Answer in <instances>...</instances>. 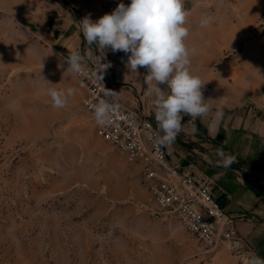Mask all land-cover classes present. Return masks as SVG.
<instances>
[{
	"label": "rangeland",
	"instance_id": "1",
	"mask_svg": "<svg viewBox=\"0 0 264 264\" xmlns=\"http://www.w3.org/2000/svg\"><path fill=\"white\" fill-rule=\"evenodd\" d=\"M121 2L131 0H0V264H251L225 245L201 252L179 219L149 215L140 164L97 136L82 109L66 57L78 51L99 65L108 57L89 49L78 23ZM184 7L190 71L207 83L239 69L264 95V0ZM51 11L60 33L49 28ZM51 89L65 92L64 107Z\"/></svg>",
	"mask_w": 264,
	"mask_h": 264
},
{
	"label": "crops",
	"instance_id": "2",
	"mask_svg": "<svg viewBox=\"0 0 264 264\" xmlns=\"http://www.w3.org/2000/svg\"><path fill=\"white\" fill-rule=\"evenodd\" d=\"M54 15L53 11L48 15L51 21L48 25L54 33H60L62 27ZM99 53L108 57L110 66L106 76L116 83V91L122 100L154 117L155 96L149 95V86L145 83L147 70H131L127 66L130 54L110 50H99ZM222 73L233 79L223 81L221 78L219 82L213 79L202 89L211 107L208 115L195 119L184 116L175 141L164 146L174 161L197 163L198 169L212 181L213 191L226 211L236 218L240 233L255 247L258 258L264 260V193L255 191L246 181V173L253 180L255 175L247 169L224 168L215 163L217 149H223L226 155L235 156V163L241 159L264 168V95L251 85L243 84L239 69ZM160 87L166 89L165 85ZM218 107L223 109V119L210 129Z\"/></svg>",
	"mask_w": 264,
	"mask_h": 264
},
{
	"label": "clouds",
	"instance_id": "3",
	"mask_svg": "<svg viewBox=\"0 0 264 264\" xmlns=\"http://www.w3.org/2000/svg\"><path fill=\"white\" fill-rule=\"evenodd\" d=\"M188 15L184 0H131L129 5L119 3L111 13L95 21L85 16L78 23L89 49L94 45L103 52L110 50L130 54L127 66L131 70H147L145 83L149 86V95L155 96L153 105L159 130L158 145H170L175 141L182 129L184 116L202 118L211 111L202 92L205 83L190 71V50L185 44L189 35L185 27ZM209 23L210 18L201 20L202 27ZM82 60L78 51H71L66 57L67 69L81 73ZM109 66L101 64L98 71ZM100 78H103L102 75ZM160 85H165L166 89ZM72 94L73 90L68 89L67 95ZM49 95L55 107L65 106L64 91L51 89ZM115 95L116 92L112 90H104V97ZM110 107V103L104 99L95 106L98 122H105ZM223 116V109L218 107L210 129L218 126ZM216 155L217 166L228 168L236 162L235 156L226 155L223 149H217ZM251 264H264V260L254 258Z\"/></svg>",
	"mask_w": 264,
	"mask_h": 264
},
{
	"label": "built area",
	"instance_id": "4",
	"mask_svg": "<svg viewBox=\"0 0 264 264\" xmlns=\"http://www.w3.org/2000/svg\"><path fill=\"white\" fill-rule=\"evenodd\" d=\"M82 65L83 71L75 73L85 92L82 109L94 124L97 136L140 164L149 192L142 207L148 214L179 219L206 254L225 245L242 263L258 258L255 247L240 233L236 218L226 211L213 191L212 181L198 169L197 163L171 159L167 148L156 143L159 130L155 118L123 101L115 90V82L103 70L98 71L101 65L95 62ZM105 89L116 95L104 97ZM101 99L111 105L104 123L98 122L95 114V106Z\"/></svg>",
	"mask_w": 264,
	"mask_h": 264
},
{
	"label": "trees",
	"instance_id": "5",
	"mask_svg": "<svg viewBox=\"0 0 264 264\" xmlns=\"http://www.w3.org/2000/svg\"><path fill=\"white\" fill-rule=\"evenodd\" d=\"M231 166L242 169H251L253 171L251 175H255L254 172H257L258 170V172L264 174V168L257 167L253 163L241 159H239L237 163H233ZM246 175V181L248 185L251 186L255 191L259 193H264V177H259L258 175H255V179L253 180L249 177V173H246Z\"/></svg>",
	"mask_w": 264,
	"mask_h": 264
},
{
	"label": "water",
	"instance_id": "6",
	"mask_svg": "<svg viewBox=\"0 0 264 264\" xmlns=\"http://www.w3.org/2000/svg\"><path fill=\"white\" fill-rule=\"evenodd\" d=\"M105 77V75H103ZM106 78V77H105Z\"/></svg>",
	"mask_w": 264,
	"mask_h": 264
}]
</instances>
